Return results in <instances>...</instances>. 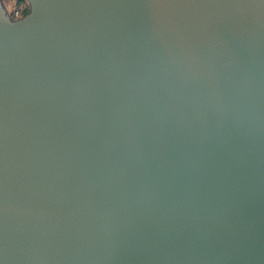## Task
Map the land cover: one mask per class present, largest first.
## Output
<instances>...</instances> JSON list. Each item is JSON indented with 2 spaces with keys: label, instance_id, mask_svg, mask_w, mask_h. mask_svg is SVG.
<instances>
[{
  "label": "water",
  "instance_id": "95a60500",
  "mask_svg": "<svg viewBox=\"0 0 264 264\" xmlns=\"http://www.w3.org/2000/svg\"><path fill=\"white\" fill-rule=\"evenodd\" d=\"M25 1L0 264H264V0Z\"/></svg>",
  "mask_w": 264,
  "mask_h": 264
},
{
  "label": "rangeland",
  "instance_id": "374dc122",
  "mask_svg": "<svg viewBox=\"0 0 264 264\" xmlns=\"http://www.w3.org/2000/svg\"><path fill=\"white\" fill-rule=\"evenodd\" d=\"M4 7L8 10V12H13L15 8H24L28 3L25 0L22 1H14V0H2Z\"/></svg>",
  "mask_w": 264,
  "mask_h": 264
},
{
  "label": "built area",
  "instance_id": "2783aa9c",
  "mask_svg": "<svg viewBox=\"0 0 264 264\" xmlns=\"http://www.w3.org/2000/svg\"><path fill=\"white\" fill-rule=\"evenodd\" d=\"M15 1V0H14ZM28 6V4L23 8H15L14 9V11L13 12H8V10H7V12L11 15V17L12 18H15V19H17V18H21L22 16H24L25 14H24V10H25V8Z\"/></svg>",
  "mask_w": 264,
  "mask_h": 264
},
{
  "label": "trees",
  "instance_id": "16d2710c",
  "mask_svg": "<svg viewBox=\"0 0 264 264\" xmlns=\"http://www.w3.org/2000/svg\"><path fill=\"white\" fill-rule=\"evenodd\" d=\"M28 10H29V8H28V6L25 8V10H24V14H26L27 12H28Z\"/></svg>",
  "mask_w": 264,
  "mask_h": 264
}]
</instances>
